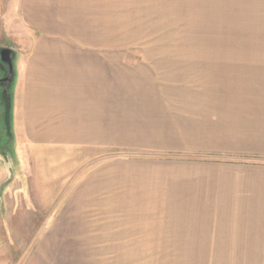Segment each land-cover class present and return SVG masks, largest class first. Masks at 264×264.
Returning a JSON list of instances; mask_svg holds the SVG:
<instances>
[{
	"label": "rangeland",
	"instance_id": "1",
	"mask_svg": "<svg viewBox=\"0 0 264 264\" xmlns=\"http://www.w3.org/2000/svg\"><path fill=\"white\" fill-rule=\"evenodd\" d=\"M39 1L0 0V45L20 55L16 142L8 152L0 147V185L6 187L0 264H209V217H196L200 207L153 205L161 198L145 190L162 176L167 182L184 176L193 158L208 159V152L164 150L160 142L130 135L124 117L120 141L113 134L49 141L47 127L32 120L30 67L41 38L103 37L121 44L98 52L119 51L126 64L164 53V72L149 69L148 80L156 81L148 86L223 85L227 73L209 65L264 55V0H72V6L52 0L49 33L34 28ZM62 11L71 21L57 22ZM77 48L62 47L67 53ZM142 201L150 203L136 204Z\"/></svg>",
	"mask_w": 264,
	"mask_h": 264
},
{
	"label": "crops",
	"instance_id": "2",
	"mask_svg": "<svg viewBox=\"0 0 264 264\" xmlns=\"http://www.w3.org/2000/svg\"><path fill=\"white\" fill-rule=\"evenodd\" d=\"M51 1L40 0L33 9L34 28L46 33L54 28L47 9ZM82 6L76 8L78 15ZM61 13L57 22L71 21ZM120 44L103 37L41 38L28 88L34 125L47 127L43 133L49 141H100L104 134L120 141L124 117L130 135L160 142L164 150L208 152V159L193 158L184 176L170 182L162 176L146 186L162 200L151 204L202 209L196 217H209V264H264V77L257 75L264 71V55L209 65L208 70L227 73L223 85L148 86L156 81L148 80L153 77L149 69L164 72V53L126 64L119 51L98 52ZM63 46H77V52H64ZM19 60L18 53L17 86ZM244 71L252 72L244 76ZM5 188L0 185V214ZM142 202L136 204L150 203Z\"/></svg>",
	"mask_w": 264,
	"mask_h": 264
},
{
	"label": "flooded vegetation",
	"instance_id": "3",
	"mask_svg": "<svg viewBox=\"0 0 264 264\" xmlns=\"http://www.w3.org/2000/svg\"><path fill=\"white\" fill-rule=\"evenodd\" d=\"M11 49L14 65V76L10 68L2 62L1 50ZM17 50L8 44L0 45V147L4 146L5 152L11 151L10 146L16 142L15 126V92L18 80ZM7 149V150H6Z\"/></svg>",
	"mask_w": 264,
	"mask_h": 264
},
{
	"label": "water",
	"instance_id": "4",
	"mask_svg": "<svg viewBox=\"0 0 264 264\" xmlns=\"http://www.w3.org/2000/svg\"><path fill=\"white\" fill-rule=\"evenodd\" d=\"M12 53H13V51L11 49L3 48L1 50L2 62H5L9 66L10 74H12V76H14V65H13V60H12V56H11ZM1 150L4 152L3 148Z\"/></svg>",
	"mask_w": 264,
	"mask_h": 264
}]
</instances>
